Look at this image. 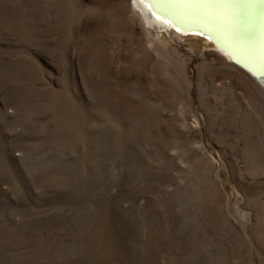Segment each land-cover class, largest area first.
Segmentation results:
<instances>
[{
	"label": "rangeland",
	"instance_id": "374dc122",
	"mask_svg": "<svg viewBox=\"0 0 264 264\" xmlns=\"http://www.w3.org/2000/svg\"><path fill=\"white\" fill-rule=\"evenodd\" d=\"M139 3L0 0V264H264V85Z\"/></svg>",
	"mask_w": 264,
	"mask_h": 264
},
{
	"label": "bare ground",
	"instance_id": "6f19581e",
	"mask_svg": "<svg viewBox=\"0 0 264 264\" xmlns=\"http://www.w3.org/2000/svg\"><path fill=\"white\" fill-rule=\"evenodd\" d=\"M143 1L145 3L151 2L154 5L153 7L157 11V13L154 12L157 19L162 18L158 12L168 16V18L170 17L165 19L171 26H178L183 30L199 28L210 33L235 59L249 67L251 72H246L241 66L232 62V57L224 51L225 57L232 66L248 74L258 84L264 85V62L253 54V47L259 32L255 13L249 15L246 10H237L231 24L224 25L220 21L211 18L209 10L188 6L180 0ZM134 2H140L139 4L143 5L140 0H134Z\"/></svg>",
	"mask_w": 264,
	"mask_h": 264
},
{
	"label": "snow or ice",
	"instance_id": "6c2138e0",
	"mask_svg": "<svg viewBox=\"0 0 264 264\" xmlns=\"http://www.w3.org/2000/svg\"><path fill=\"white\" fill-rule=\"evenodd\" d=\"M180 2L196 8L209 10L211 18L229 25L237 10H246L249 15L255 13L259 25L253 54L264 62V0H180Z\"/></svg>",
	"mask_w": 264,
	"mask_h": 264
},
{
	"label": "flooded vegetation",
	"instance_id": "af4514ba",
	"mask_svg": "<svg viewBox=\"0 0 264 264\" xmlns=\"http://www.w3.org/2000/svg\"><path fill=\"white\" fill-rule=\"evenodd\" d=\"M141 1V3L144 5V6H146V8H147V12H149V14H151V15H153L154 17H157L156 15H155V7H153L154 5H152V3L151 2H147V3H145L143 0H140ZM146 1V0H145ZM154 9V10H153ZM156 13H157V11H156ZM159 13V15L160 16H162V18H160L163 22H165V23H167L168 24V22H167V18H168V16H164V15H162V13H160V12H158ZM167 17V18H166ZM166 18V19H165ZM170 18V17H169ZM168 18V19H169ZM172 21V20H171ZM173 23V22H172ZM168 25H170L171 26V24H168ZM173 27H175V26H173ZM175 28H177V29H179V30H182L183 32H197V33H201L202 35H204V36H206V37H208L213 43H214V45L218 48V50L220 51V52H222V54L224 55V51L228 54V55H230V57H232V62H234L235 64H237V65H239V66H241L246 72H251V69L249 68V67H247L246 65H244V64H242L241 62H239L237 59H235V57H233L232 56V54L231 53H229V51L224 47V46H222L220 43H218L213 37H212V35L210 34V33H208V32H205L204 30H201V29H187V30H183L182 28H180V27H178V26H176ZM204 32V33H203ZM217 42V43H216Z\"/></svg>",
	"mask_w": 264,
	"mask_h": 264
}]
</instances>
